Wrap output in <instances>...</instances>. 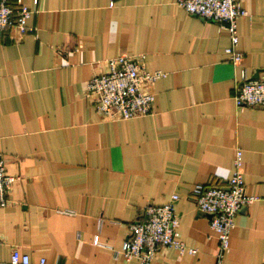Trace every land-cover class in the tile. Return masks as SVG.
<instances>
[{
	"label": "crops",
	"instance_id": "crops-1",
	"mask_svg": "<svg viewBox=\"0 0 264 264\" xmlns=\"http://www.w3.org/2000/svg\"><path fill=\"white\" fill-rule=\"evenodd\" d=\"M239 1L249 16L234 65L230 34L179 0H22L36 32L13 28L0 43V157L17 179L0 209V264L15 248L32 264H139L114 253L146 207L174 195L182 242L197 253L161 248L153 264H216L217 234L191 195L226 186L237 149L257 200L236 218L227 264H264V109L233 99L244 72L264 79V0ZM141 54L165 74L154 112L105 119L88 82L107 60Z\"/></svg>",
	"mask_w": 264,
	"mask_h": 264
},
{
	"label": "built area",
	"instance_id": "built-area-1",
	"mask_svg": "<svg viewBox=\"0 0 264 264\" xmlns=\"http://www.w3.org/2000/svg\"><path fill=\"white\" fill-rule=\"evenodd\" d=\"M36 4L39 0H35ZM114 3H112L113 6ZM188 15L202 21L219 24L230 34L231 44L226 54L234 65H240L244 55L238 51L240 42L238 22L249 16L239 0H179ZM33 11L22 0H0V43L8 41L9 32L15 28L21 35L34 34L36 28L29 24ZM10 40V39H9ZM146 55H122L106 61V71L95 75L87 84V93L96 109L108 120H129L149 116L154 112L155 94L151 87L165 76L146 68ZM238 107L264 109V79L253 80L244 72L242 81L233 97ZM17 179L7 174L5 160L0 157V209L7 206L8 195ZM198 210L210 217L216 232L219 249L216 264H227L231 251L232 232L237 216L257 197L248 195L244 179V152L236 150L234 170L226 186L197 184L192 192ZM179 196L174 195L165 205L145 208L144 220L130 225V237L114 257L137 259L139 264H153L161 248H174L179 254L195 255L197 250L182 242L180 219L176 210ZM65 214L74 215L72 211ZM98 246H103L96 237ZM10 264H32L28 254L15 248ZM40 264H46L42 259Z\"/></svg>",
	"mask_w": 264,
	"mask_h": 264
},
{
	"label": "water",
	"instance_id": "water-1",
	"mask_svg": "<svg viewBox=\"0 0 264 264\" xmlns=\"http://www.w3.org/2000/svg\"><path fill=\"white\" fill-rule=\"evenodd\" d=\"M255 78H259V77L257 76V77H255Z\"/></svg>",
	"mask_w": 264,
	"mask_h": 264
}]
</instances>
